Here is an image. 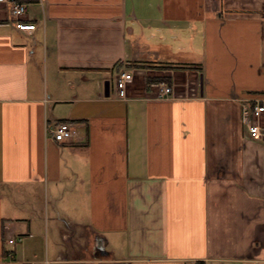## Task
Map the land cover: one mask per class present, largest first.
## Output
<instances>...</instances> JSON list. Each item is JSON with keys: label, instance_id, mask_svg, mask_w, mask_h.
Wrapping results in <instances>:
<instances>
[{"label": "crops", "instance_id": "obj_1", "mask_svg": "<svg viewBox=\"0 0 264 264\" xmlns=\"http://www.w3.org/2000/svg\"><path fill=\"white\" fill-rule=\"evenodd\" d=\"M256 98L264 0L0 2V264H264Z\"/></svg>", "mask_w": 264, "mask_h": 264}, {"label": "built area", "instance_id": "obj_2", "mask_svg": "<svg viewBox=\"0 0 264 264\" xmlns=\"http://www.w3.org/2000/svg\"><path fill=\"white\" fill-rule=\"evenodd\" d=\"M10 0H0V2H7ZM27 2L20 1H12L11 12L12 14L19 18L23 16L28 10ZM17 27L19 29H34L36 25L30 24H22L17 23ZM134 77V71L124 70L118 76V87L122 96H126V88L127 84ZM152 90L156 91L158 96L161 98H167L173 91V87L166 83H152ZM256 105L251 111L250 117L245 119V125L248 129L250 135L255 138H262L264 136V130L262 128V118L264 115V99L256 98L254 99ZM49 131L55 136V138L59 141L69 140L70 138L77 136L78 131L71 126L69 123H60L52 128ZM15 241L14 238H10L9 242L13 243Z\"/></svg>", "mask_w": 264, "mask_h": 264}, {"label": "water", "instance_id": "obj_3", "mask_svg": "<svg viewBox=\"0 0 264 264\" xmlns=\"http://www.w3.org/2000/svg\"><path fill=\"white\" fill-rule=\"evenodd\" d=\"M105 94L107 96L110 94L109 83H106ZM263 139H264V136H263Z\"/></svg>", "mask_w": 264, "mask_h": 264}, {"label": "rangeland", "instance_id": "obj_4", "mask_svg": "<svg viewBox=\"0 0 264 264\" xmlns=\"http://www.w3.org/2000/svg\"><path fill=\"white\" fill-rule=\"evenodd\" d=\"M113 82H112V88H114V86H115V82H114V80H112Z\"/></svg>", "mask_w": 264, "mask_h": 264}]
</instances>
